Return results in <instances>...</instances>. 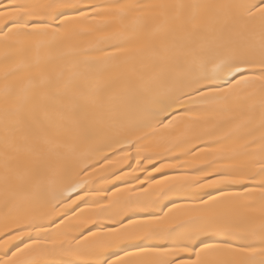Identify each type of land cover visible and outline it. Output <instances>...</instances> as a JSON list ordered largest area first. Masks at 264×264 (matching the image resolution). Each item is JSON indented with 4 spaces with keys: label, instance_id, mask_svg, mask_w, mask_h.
Masks as SVG:
<instances>
[{
    "label": "snow or ice",
    "instance_id": "snow-or-ice-1",
    "mask_svg": "<svg viewBox=\"0 0 264 264\" xmlns=\"http://www.w3.org/2000/svg\"><path fill=\"white\" fill-rule=\"evenodd\" d=\"M0 264H264V0H0Z\"/></svg>",
    "mask_w": 264,
    "mask_h": 264
}]
</instances>
